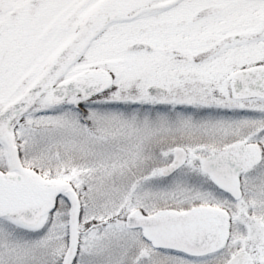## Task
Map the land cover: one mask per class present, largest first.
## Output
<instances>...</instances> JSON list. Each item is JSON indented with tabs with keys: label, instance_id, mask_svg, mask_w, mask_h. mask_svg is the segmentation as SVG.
<instances>
[{
	"label": "snow or ice",
	"instance_id": "obj_1",
	"mask_svg": "<svg viewBox=\"0 0 264 264\" xmlns=\"http://www.w3.org/2000/svg\"><path fill=\"white\" fill-rule=\"evenodd\" d=\"M0 264H264V0H0Z\"/></svg>",
	"mask_w": 264,
	"mask_h": 264
}]
</instances>
